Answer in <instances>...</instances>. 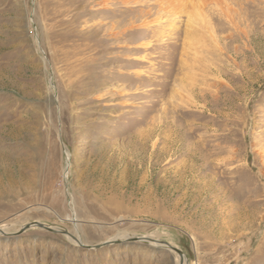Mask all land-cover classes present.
I'll list each match as a JSON object with an SVG mask.
<instances>
[{
    "label": "rangeland",
    "instance_id": "1",
    "mask_svg": "<svg viewBox=\"0 0 264 264\" xmlns=\"http://www.w3.org/2000/svg\"><path fill=\"white\" fill-rule=\"evenodd\" d=\"M0 229V264H264V0H0Z\"/></svg>",
    "mask_w": 264,
    "mask_h": 264
},
{
    "label": "bare ground",
    "instance_id": "2",
    "mask_svg": "<svg viewBox=\"0 0 264 264\" xmlns=\"http://www.w3.org/2000/svg\"><path fill=\"white\" fill-rule=\"evenodd\" d=\"M64 178L66 179V173H64ZM13 187H14V186H13ZM9 190H10V189H9ZM1 192H2V191H1ZM74 215H75V214H74ZM75 217H76V216H74V218H70V221H71V220L73 221V225H74L75 230H76L79 224L77 223V220H76L77 218L75 219ZM0 230H1V229H0ZM1 231H3V230H1ZM3 232H4V231H3ZM4 233H5V232H4ZM75 234H76V232H75ZM77 234H78V233H77ZM74 236H75V235H74ZM147 239H148V238H147ZM70 240H71V239H70ZM79 241H80V240H79V237L76 235V236H75V242H74V243L77 244V243H79ZM155 242H156V241H155ZM152 244L155 245L154 242H153Z\"/></svg>",
    "mask_w": 264,
    "mask_h": 264
},
{
    "label": "water",
    "instance_id": "3",
    "mask_svg": "<svg viewBox=\"0 0 264 264\" xmlns=\"http://www.w3.org/2000/svg\"><path fill=\"white\" fill-rule=\"evenodd\" d=\"M31 225L32 226H38V227L44 228L43 226H41L40 224H37V223L31 224ZM25 227L27 228L28 226H25ZM142 239H146V238H142ZM167 246H168L169 249H171L172 251L176 252L179 256H181V252L178 249L173 248V247H171L169 245H167Z\"/></svg>",
    "mask_w": 264,
    "mask_h": 264
}]
</instances>
